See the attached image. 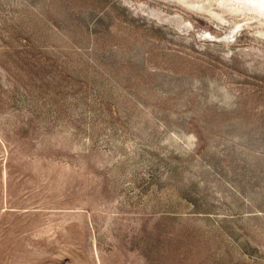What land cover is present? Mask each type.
I'll list each match as a JSON object with an SVG mask.
<instances>
[{
    "label": "rangeland",
    "instance_id": "obj_1",
    "mask_svg": "<svg viewBox=\"0 0 264 264\" xmlns=\"http://www.w3.org/2000/svg\"><path fill=\"white\" fill-rule=\"evenodd\" d=\"M223 1L0 0V264H264V14Z\"/></svg>",
    "mask_w": 264,
    "mask_h": 264
},
{
    "label": "bare ground",
    "instance_id": "obj_2",
    "mask_svg": "<svg viewBox=\"0 0 264 264\" xmlns=\"http://www.w3.org/2000/svg\"><path fill=\"white\" fill-rule=\"evenodd\" d=\"M228 1H233L235 3L240 4L241 10H256L257 12H261L264 14V0H224V3H227ZM234 3V4H235Z\"/></svg>",
    "mask_w": 264,
    "mask_h": 264
}]
</instances>
